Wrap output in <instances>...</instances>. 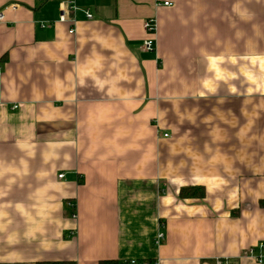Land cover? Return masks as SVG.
<instances>
[{"label":"crops","instance_id":"1","mask_svg":"<svg viewBox=\"0 0 264 264\" xmlns=\"http://www.w3.org/2000/svg\"><path fill=\"white\" fill-rule=\"evenodd\" d=\"M60 3L0 0V264L264 261V0Z\"/></svg>","mask_w":264,"mask_h":264},{"label":"built area","instance_id":"2","mask_svg":"<svg viewBox=\"0 0 264 264\" xmlns=\"http://www.w3.org/2000/svg\"><path fill=\"white\" fill-rule=\"evenodd\" d=\"M164 5L167 7L172 6L170 3H165ZM80 12H82L84 14V16L86 17L87 20L93 19V15L88 10H83L79 7L78 0H61L60 10H59V14H60L59 15V23L71 25L72 28L69 31L70 35L75 34V28L74 27L77 23L76 15L79 14ZM4 22H5V15L3 12H0V24L4 23ZM46 26L47 25H44L43 27L45 28ZM144 29L150 35L155 34L157 32L156 21L155 20L147 21L144 25ZM143 48H144L145 52H147V53H151V54L155 53V50H156L155 42L152 39L146 40L143 43ZM15 108H17V107H15ZM163 137L167 139V138H169V135L165 134ZM59 178L63 179L64 175H61ZM69 207L73 210L72 219L76 220L77 214L74 211L75 210L74 205L69 204ZM164 239H165L164 233H162V232L159 233L154 240L155 247L159 248L162 245ZM263 248H264L263 245L259 246L260 250H263ZM248 253L250 256H252V257L254 256V250L253 249H250ZM256 259H257V262L259 264H264L263 257L259 256V257H256ZM120 264H161V262L157 261V260L133 259V260L124 261ZM207 264H223V263L220 260H214V261L208 262ZM225 264H230V262L227 260L225 262Z\"/></svg>","mask_w":264,"mask_h":264},{"label":"trees","instance_id":"3","mask_svg":"<svg viewBox=\"0 0 264 264\" xmlns=\"http://www.w3.org/2000/svg\"><path fill=\"white\" fill-rule=\"evenodd\" d=\"M194 191H198V189H194V188H189V189H182L180 192V197L182 198H188V197H198V198H203V195L200 194L198 195L196 192L194 193ZM261 206L264 207V201L261 203ZM41 264H67V263H63V262H57V263H41ZM101 264H113V263H101Z\"/></svg>","mask_w":264,"mask_h":264}]
</instances>
